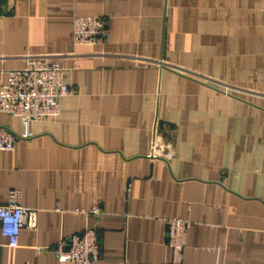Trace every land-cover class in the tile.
Instances as JSON below:
<instances>
[{
    "label": "crops",
    "instance_id": "obj_1",
    "mask_svg": "<svg viewBox=\"0 0 264 264\" xmlns=\"http://www.w3.org/2000/svg\"><path fill=\"white\" fill-rule=\"evenodd\" d=\"M76 16L105 17L108 39L74 44ZM29 54L74 93L0 150V205L19 190L37 223L17 248L0 230V264H58L95 205L94 264H170L173 218L183 264H264V0H0V86Z\"/></svg>",
    "mask_w": 264,
    "mask_h": 264
},
{
    "label": "built area",
    "instance_id": "obj_2",
    "mask_svg": "<svg viewBox=\"0 0 264 264\" xmlns=\"http://www.w3.org/2000/svg\"><path fill=\"white\" fill-rule=\"evenodd\" d=\"M73 42L79 46L96 45L108 39L106 18L100 16H76L73 20ZM65 69L61 62L49 54H29L25 66L9 70L0 86V113L20 120L22 130L15 133L0 126V150L12 151L19 140L30 139L32 122L55 119L60 115V102L72 96L74 91L64 80ZM224 93L233 87L221 83ZM163 156L161 151L155 156ZM164 157L169 158L170 154ZM88 219L85 229L69 240H63L53 250L58 264H94L101 256L102 240L98 220L104 212L97 205L90 209H78ZM190 222L181 218L167 220V243L172 250L170 264H183L184 249ZM37 228L36 212L25 208L21 192L11 190L8 201L0 205V230L9 240V247L19 246V237L24 229Z\"/></svg>",
    "mask_w": 264,
    "mask_h": 264
}]
</instances>
